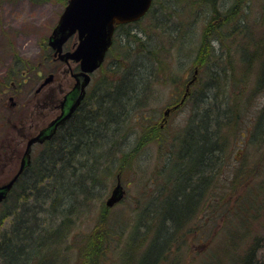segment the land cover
I'll list each match as a JSON object with an SVG mask.
<instances>
[{
  "label": "rangeland",
  "instance_id": "374dc122",
  "mask_svg": "<svg viewBox=\"0 0 264 264\" xmlns=\"http://www.w3.org/2000/svg\"><path fill=\"white\" fill-rule=\"evenodd\" d=\"M177 1H180V3L176 4L175 0H164L166 5L172 6L169 14L167 11L161 12L160 8L157 10L158 17L163 20L164 27L170 37L172 47H168L170 42L166 36L163 37L162 42L167 45V47H163L166 51H163L166 52V55L169 52L170 58L168 60L170 64L169 62L167 64L172 69L164 66V70L157 72L160 80L155 86L154 96L156 102L154 103L155 106L153 105L154 110H152L153 106H145L147 111L145 110L143 114L144 117L149 116L152 120L157 118L156 121L164 129L162 132H170V135L165 138L158 134L156 141L150 145L149 149L143 148L142 154L139 155L134 163L133 172L129 171L126 174H120L115 180L109 181L106 189H102L101 197H98V199L100 198L106 203L118 182H120L123 198L114 206L109 207V215H112L108 226L111 242L109 245L104 244L103 254L101 255L103 257L100 264H145L147 251H142L152 238L151 232L146 233V230H148L146 225L148 224L158 225L161 232L163 231V234L160 232L161 235L159 236H164L165 238V229L160 225L157 215L161 207L158 206L159 203L154 199V195L163 185L158 182L153 184L152 179L157 178V181H159L163 176L167 154L170 153V150L177 147L176 143L178 144L179 137L184 134L189 124H193V114L195 110L200 108V105L197 107L192 101L194 100L192 99V93L199 91L198 89L202 87V81L206 75L201 80L199 79L200 83L198 80V85L197 81L194 82L196 74L192 70L199 71L194 66L196 51L203 43L205 29L213 22L211 17L214 13L209 7L198 11V6L192 7L190 0ZM243 4V7H239L236 10L239 15H236L234 18L235 22L232 24L231 20L234 16L232 17L231 6L235 5V0H217L218 12L223 17L218 15V23L215 25H218L217 28L222 27V29L217 33V36L212 37L211 33L208 35L207 42L210 47L212 46L215 49L217 45L214 41L217 38L221 40V38L230 37L233 31L241 33L242 26L245 27L247 33H250L254 40L263 41L264 0H244ZM64 8L63 0H49L44 3H33L30 0H0V79H2L0 80V186L8 183L18 173L28 139L36 135L40 129L45 127L52 119L54 120L57 115L58 110L54 109L55 103L50 100H55L58 104L59 99H62L63 95L74 86L70 70L76 69V64L71 63L68 66L57 60L56 63L57 65L60 64V69H55V71L48 67L49 71L39 77L34 75L32 71H28L26 76L18 75L20 82H25L23 86H20L19 80H16L15 84L10 85L4 79L6 72L11 69L14 68L18 71L14 67L15 53L26 62L24 67L31 68L30 65H38L37 70L45 71L47 65L44 64V51L41 41L45 38L48 44V39L57 25ZM150 15L145 17L143 23L140 24L142 28H145L150 23ZM159 34L161 33L159 32ZM239 36V34L236 35L237 38ZM115 40L114 49L108 53L109 59L107 57L104 66L93 75L94 81L90 85L92 92L88 94V98L86 97L88 99V105L85 106L87 110H90V106L95 108L103 99V96L114 93L111 90L112 86L104 88L106 85L103 81L108 77L109 81L114 85L119 79L118 75H110L108 71L112 60L117 59L121 51V36L116 34ZM237 41V39L235 41L233 39L227 40L229 44L235 46L231 50L233 61L236 63L234 67L237 70L235 75H231L232 77H242V74L246 72L241 61L243 60L242 56L240 55L242 46H246L245 38L242 37L241 43H237ZM74 42L75 39L72 38L67 47ZM214 49L212 50L216 56L223 51L221 50L219 54H216V49ZM237 52L240 53L237 54ZM216 56L207 63L210 67L209 69L212 72L211 67L213 69L219 67L221 72H223V68L227 69V61L224 58L216 59ZM245 60H248L247 57ZM249 60L246 64L250 62ZM259 61L253 63V66L248 65L252 67L249 70V74L245 76L247 87L243 88L239 95L240 99L246 102L244 104L246 108H242L244 111L241 112V120H235L236 122L234 121L232 125L226 121L221 124L220 135L221 140H224V154H221V161H218L219 165L215 168V180L210 183L207 192L213 194L216 185H218V193L214 194L220 196L222 200H217L218 203L215 204L214 200L208 198V208L211 210L213 205L216 213L211 215L204 203V209L199 211L197 218L195 220L193 218L187 227L176 235L178 240L182 241L176 243L180 250L178 251L176 247L173 251L174 254L170 256L166 264H230L229 258H232L234 252L230 246V241H227V239L231 238V233L234 235L240 234L239 232L243 231V227L239 232L235 231L236 233L229 231L225 227V219L232 213L243 197L249 196L251 190L254 191L252 195L253 202L251 203L252 209L255 210L254 214H256L258 209L262 213L264 212V183H262L264 182V140L255 139V141H252L256 118L264 111V81L258 86V88L260 87L259 90L256 88L260 70ZM143 65L144 67L137 74V78L139 79L140 77L142 84L144 81L145 85H147L145 76L150 71L146 69V67L149 68V62ZM170 74L178 76L179 80L174 82ZM199 74H197L198 77ZM50 75H53V79L46 83V79ZM197 85L199 87L196 88ZM107 86L110 85L107 84ZM141 92L142 90L138 89L137 93L136 91L134 93L138 95ZM51 93L53 97L47 99ZM193 94L197 98L201 97L197 92ZM108 97L120 102V105L116 106L117 110L122 107V102L117 98L116 94ZM11 98L13 99L11 100ZM182 99H186L184 105H180ZM134 103V101L131 102L132 105ZM176 105L179 106L176 110H173ZM82 106L81 104L70 117L72 119L69 129L73 128L70 126L71 124H75L76 127L73 130L76 133L80 132V124L88 126L92 123L87 119L92 114L91 111L85 114L84 110H81ZM169 109L173 111L168 112L170 111ZM209 115L212 117V112ZM209 121L206 131L211 135L213 128L209 126L212 125L211 119ZM147 124L149 122L145 119L143 121L140 120L136 126V132L141 134L139 138L146 134ZM121 135L122 132L118 137ZM50 141L34 145L31 164H34V160L38 158L39 153L42 151V146L44 147ZM131 146V144L128 145V147ZM13 149L16 150L15 153L12 152ZM208 150L210 153L206 154V162L209 163L213 151L212 145H209ZM208 163L204 162L205 167L209 165ZM207 174L210 176L211 172L208 171ZM170 176L171 172L167 170L166 177L169 178ZM77 180L78 176L71 178L70 182ZM214 183L215 185H213ZM19 185H17L16 193L21 188ZM161 197L159 198H164L163 196ZM96 200L94 201V211L91 213L87 212L82 218L70 223L73 233L70 234L68 241L66 240L67 242L72 243L74 240H79L83 236L89 235L90 231L98 223L101 203ZM218 213L220 218L217 217ZM138 215L140 220L137 222ZM153 216L157 220L151 221L150 219ZM57 223L56 226L49 223V228H56ZM260 223H262L260 227H252L251 238L256 234L264 237V221ZM6 224L8 223L6 222ZM133 230L135 231L134 233H132ZM164 238H162L163 244L166 242ZM233 238L236 239V237ZM141 243L142 245L139 247ZM65 245H67L66 242H64ZM133 246H138L139 248L135 250ZM73 247L75 246L71 245V251L64 252V254H68L64 256H67V259L71 261L69 264H80L83 261L80 256H82L84 251ZM44 251L38 254L41 255ZM55 254L49 253L46 258L54 260ZM56 258L58 259V256Z\"/></svg>",
  "mask_w": 264,
  "mask_h": 264
},
{
  "label": "trees",
  "instance_id": "16d2710c",
  "mask_svg": "<svg viewBox=\"0 0 264 264\" xmlns=\"http://www.w3.org/2000/svg\"><path fill=\"white\" fill-rule=\"evenodd\" d=\"M30 1L33 3H44L49 0ZM63 1L66 6L68 0ZM175 3L179 4L180 1L175 0ZM242 3L243 0H235V5L231 6L232 17L234 16L231 20L232 24L235 22L234 18L236 15H239L236 10L242 6ZM190 5L192 7L197 5L198 11L208 7L214 11L211 17L213 22L205 29L203 43L196 51L194 59V66L200 73L198 80H201L206 75L202 81L203 85H201V88L198 86V81L196 82L198 84L196 88L199 87V91L196 92L201 97H195L193 93L196 92H193L192 99L194 100H190L195 102L204 98L205 94L202 89L208 88L210 77H218L220 82H225L224 92L219 94L216 90L212 98L207 96L202 100L203 103H201L200 108L194 112L193 124L187 126L184 134L179 137L178 144L176 143L177 147L170 150L169 155L167 154L165 168L171 172V176L165 179L164 176L166 175L163 173L164 176L159 181H157V178L152 179L153 184L158 182L163 185L154 195V199L159 203L158 206L161 207V210L156 212L160 225L165 229V238L163 236L161 239L164 238L166 242L159 245L161 243V241L158 242L160 239L159 235L163 234V231L161 232L158 225H146L149 230H146V233H152V238L147 247L151 249L149 245L152 244L154 246H152L151 254L149 253L148 255L147 251L148 257L145 264H151L154 258L155 264H166L170 256L174 254L173 251L177 247L176 243L182 242L178 240L176 235L184 230L193 218L194 220L197 218L199 211L204 209V203L205 207L208 208V198L214 200L215 204L222 200L220 196L214 194L218 193V185L213 191L214 195L208 193L207 190L210 183L215 180V168L219 165L218 161H221V154H224V140H221L220 135L221 124L224 123L222 120L223 115H226V110L234 113L232 114V120L227 122L231 125L234 124L235 120H241V112L246 108V105H244L246 102H243L244 100L242 101L239 95L243 88L247 87L245 84L246 74H249L253 63L258 62V60H260V70L256 88L264 81V38L263 41H260L262 43H260L254 40L249 33L250 42L245 40L246 46H242V53L239 52L244 60L241 61L246 72L242 74V77H232L231 75H235L237 70L234 67L236 63L233 61L231 50L235 46L229 44L227 40L233 39L235 41L237 39V43H241L242 37L246 38L247 31L245 27L242 26L241 33L233 31L230 37L221 38V40L217 38L214 41L217 45L215 46L216 54H219L221 50L223 51L216 56L212 50L214 48L210 47V44L208 45L207 37L210 33L212 37L217 36V33L222 29V27L217 28L218 25H215L218 23L217 16L223 17L218 12L217 0H190ZM159 8L161 12L167 11L169 14L172 6L166 5L164 0H155L149 12L151 21L145 28H142V25L140 26L145 18L135 24L117 27V34L121 36V51L117 59L112 60L108 71L110 75H118L119 79L114 85H112L108 77L103 81L106 85L104 88L112 86L111 90L114 93H110L108 96L116 94L117 98L122 99L125 97L127 89H130L128 90L129 92L136 91V93L138 89H141L142 92L136 95L137 98L142 94L146 95V91L141 88V85H128L132 80H139L137 74L146 62H149V68L146 67V69L150 70L145 76V80H147L146 87L154 96L155 86L160 80L157 72L164 70V66L172 69L167 64L170 58L169 52L166 55V50L163 48L164 46L167 47V45L162 42L164 36L170 42V37L164 27L163 20L158 17L157 10ZM122 32L123 34H121ZM237 34L240 35L238 38L236 37ZM41 46L44 51V64L47 65L45 71L37 70L38 65H30L31 68L24 67L26 62L15 53L14 67L18 71L13 68L6 72L4 79L8 84L13 85L16 80L20 82L18 75L26 76L28 71L34 72V75L39 77L49 71L48 67L54 71L55 69H60V64L57 65L56 60H54L53 51L48 47L45 38L41 41ZM113 47L111 51L114 49ZM168 47H172L171 42ZM239 53L237 52V54ZM215 56L216 59H226L227 69L223 68V72H221L219 67L215 69L211 67L212 72L210 71L207 63L212 61ZM246 57L248 60L250 59L247 64L248 60H245ZM170 76L174 82L179 80L178 76L171 74ZM24 83L20 82L19 84L23 86ZM106 83L110 86H107ZM259 89L260 87L257 90ZM91 92L92 89H89L88 94ZM108 96L107 98L111 99ZM87 98L83 102V109L81 108V110H84L85 114L91 111L92 114L87 119L92 122L90 124L94 122L98 124L95 129V131L100 133L98 139L92 138L89 141L88 137L83 138L79 132L76 133L73 130L76 127L75 124H71L72 129L67 132L59 130L50 142L45 144L44 147L42 146V151L39 153L38 158L34 160V164L32 163L24 171L9 193L8 198L0 203V264H69L71 261L67 259V256H64L68 255L64 254V252L71 251V245L75 246L73 248L84 251L82 256H80L81 260H83L80 264H100V261H102L103 246H105L104 244L109 245L111 242L108 226L112 215H109V208L106 207L105 201L98 199V197H101L102 189L108 187L109 181L115 180L120 174L134 171V163L139 155L142 154L146 144L145 141L139 140L134 148L128 151L119 141L117 132H119L120 126L117 123H128L130 120L134 126H137L140 120L147 119V121L152 122V118L143 116L144 111H147L143 102L139 104L135 102L132 105V100H125L119 110L116 109L117 105H115L110 108V113L104 112V114L100 112V109L104 105L102 100L106 96H103V99L95 108L90 106V110L85 108L88 105ZM209 99L211 100L209 101ZM204 102L207 103L204 104ZM129 104L133 106V110L130 113L128 111ZM209 105L211 107H208ZM215 108L217 109L216 112L214 111ZM242 108L244 109L242 110ZM120 110L123 111L117 113ZM211 112L212 117L209 115ZM198 114L199 117L196 122L195 118ZM228 115H230V112ZM91 116L94 117V120L90 119ZM209 119H211L212 123L209 126L213 128L211 135L206 131L208 122H210ZM256 120L261 126L264 124V111L261 112V115ZM107 144H111L115 150H121V152L116 153L114 156L104 154ZM209 145L213 147V154L211 153L208 163L206 162V154L210 153L208 152ZM173 160H175L176 164H171ZM204 162L209 165L205 167ZM208 171L211 172L210 176L207 174ZM76 176H78V180L70 182V179ZM187 178L192 181L193 186L191 185L190 188L188 187L190 184L187 183ZM18 184H20L21 188L16 193ZM98 189L99 191H97ZM253 192L251 190L248 197H243L224 221V223L226 222L225 227L232 232H239L243 227V231L239 232L240 234L234 235L231 233V238L227 239V241H230V246L234 252L232 258H229L230 264H264V237L256 234L251 238L252 227H260L262 225L260 222L264 221V212L262 213L258 209L256 214H254L255 210L252 209ZM161 196L164 198L161 199ZM95 200L101 203L98 223L90 231L89 235H85L79 240H74L72 243L67 242L70 234L73 233L70 223L82 218L87 212L91 213L94 211ZM176 202H179L177 207L173 206ZM208 212L211 215L216 213L213 205L211 210L208 208ZM155 216L152 217L153 220H150H157ZM217 217L220 218L219 213ZM139 218L138 215L137 222L140 220ZM49 223L54 226H56V223L58 225L56 228L50 229ZM134 232L133 230L132 233ZM233 237H236V239ZM64 242L67 245L64 246ZM133 249L136 250V247L133 246ZM177 249L179 251L180 247H177ZM41 251L44 252L39 255L38 253ZM49 253H56L54 260L46 258ZM61 255L63 258L60 257ZM56 256H58V259Z\"/></svg>",
  "mask_w": 264,
  "mask_h": 264
},
{
  "label": "water",
  "instance_id": "95a60500",
  "mask_svg": "<svg viewBox=\"0 0 264 264\" xmlns=\"http://www.w3.org/2000/svg\"><path fill=\"white\" fill-rule=\"evenodd\" d=\"M152 4L153 0L68 1L48 39V44L54 50L55 57L65 63L70 61L79 63L80 70L72 73L75 84L62 101L61 115L48 128L29 140L18 173L8 183L0 186V202L7 198L19 176L31 163L33 144L51 139L56 128L69 119L81 105L91 75L103 65L106 54L113 44L116 27L139 21L149 12ZM74 35H77V42L73 50L64 52L65 44ZM52 79L53 75H50L46 83ZM122 198L123 190L118 182L106 205L112 207Z\"/></svg>",
  "mask_w": 264,
  "mask_h": 264
},
{
  "label": "bare ground",
  "instance_id": "6f19581e",
  "mask_svg": "<svg viewBox=\"0 0 264 264\" xmlns=\"http://www.w3.org/2000/svg\"><path fill=\"white\" fill-rule=\"evenodd\" d=\"M243 3H244V0H243ZM243 3H242V6L240 5L241 7H243V5H244ZM245 36H246L245 40L247 42H250L249 33H247ZM192 71H193V73L196 74L195 80H194V82H196V81H198L197 74L199 73V71L197 72L195 69H193ZM219 80H220V78H218V77H215V78H211L210 77V79H209L210 83L208 85V88L206 87L205 90L202 89V91H204V94H205L204 95V98H202L201 100L195 101L194 102L195 106H197V107L199 105L201 106V103H203L202 100H204L207 96H211V98H212L213 97V94H214V92L216 90H217V92L219 94H222L224 92L225 82H222V81L220 82ZM93 81H94V79L91 77L90 83L87 86V90L90 89V85L92 84ZM128 85H141V87L146 91V95L143 94V95H140L139 98H137L134 92L133 93H132V91L129 92L128 90H130V89H127L126 94H125V97L122 98V99H120V101L122 102V106H123L125 100H127V101L128 100L129 101L132 100L134 102H137V104H139L140 102H143V105H146L148 107H150V106L152 107L154 105V103L156 102L155 96L152 97L153 95L149 92V89L146 87L144 81H143V84H142V81H140V78H139V80H137V81L132 80ZM122 90H124V89H122ZM210 100L211 99H209V101ZM102 103H104V105L100 109V112L101 113H104V112L105 113H110V108L114 107L115 105H117V106L120 105V102H116L115 99H109V98H107V96H106V98H104L102 100ZM185 103H186V99H183V100L180 101V105L181 104L184 105ZM206 103L207 102H204V104H206ZM154 106L152 107V110H154ZM208 107H211V105H209ZM132 110H133V106L131 104H129V108H128L129 113ZM216 110L217 109L215 108L214 111L216 112ZM122 111L123 110L117 111V113H120ZM229 112H230V115H228ZM225 114L226 115H223V119H222L223 122H225V121L226 122H229L230 120H232V114H234V113H231V111H229V110L227 111L226 110V113ZM193 115H195V114H193ZM198 117H199V114L195 118V121L197 120ZM90 119H93L94 120V117L91 116ZM156 120H157V118L153 119L152 122L151 121L150 122L148 121L149 124H147V126H146L147 132H146V134L144 136H142L140 138H139V136L141 134L136 132L137 131V127L134 126L133 123L130 120H129L128 123L127 122H119V123H117L118 126H120L119 127V130H118L119 132H117L118 135L122 132V135L119 137V141L121 142L122 146L123 147H126V149L128 151H131L134 148V146L137 144V142L139 140H143V141L146 142L145 148L146 149H149L150 145L153 144L156 141L155 139L158 137V134H161L165 138H168V136L170 135V132H167V133L162 132V131H164V129L162 128V125L158 121H156ZM97 125L98 124L96 122H94L93 124L88 125V126H86L84 124H80V126H79L80 127V132L79 133L81 134V136L83 138H87L88 137L89 138V141H91L92 138L96 140V139H98L99 134H100L99 132L95 131ZM256 125L257 126H256V129L254 130V137L252 138V141H255V139H257V140L258 139H263L264 140V135L262 137V134L264 132V127H263L264 125L261 126L260 123L258 122V120H256ZM259 129H261V130H259ZM255 133L257 134L256 136H255ZM129 144H131L132 146L131 147H128ZM146 149H145V151H146ZM120 152H121V150H115L112 147L111 144H107L106 145V148H105L104 154L114 156L116 153L118 154ZM173 163L176 164L175 160H173L171 164H173ZM163 173L165 175L167 174L166 168L163 169ZM164 174H163V176H164ZM164 178L167 179L166 176H164ZM191 182L192 181L189 180V178H187V183L190 184V185H188L189 188L192 185ZM178 203L179 202L174 203L173 206H176L177 207L178 206ZM161 237L162 236H160V239L158 241V242L161 241V243L159 245H162L163 244V240L161 239ZM136 244H137V242H136ZM141 245H142V243L140 244V246ZM149 246L152 249L153 248L152 246H154V245L150 244ZM138 248L139 247L137 246L136 247V250ZM151 249L149 247H146V248L143 249V251L144 250L148 251V255H149V253L151 254ZM139 251H141V250H139ZM148 255H147V257H148ZM146 261H147V259H146ZM151 264H155V258H154V260H152Z\"/></svg>",
  "mask_w": 264,
  "mask_h": 264
},
{
  "label": "flooded vegetation",
  "instance_id": "af4514ba",
  "mask_svg": "<svg viewBox=\"0 0 264 264\" xmlns=\"http://www.w3.org/2000/svg\"><path fill=\"white\" fill-rule=\"evenodd\" d=\"M66 93H67V92H66ZM66 93H65V94H66ZM65 94L63 95V98H64ZM52 97H53V94L51 93V94L47 97V99H50V98H52ZM63 98H62V99H59L58 104L55 102V100H50L52 103H55V105H54V109H57V110H58V113H57V115L55 116L54 120H56V119L61 115V113H62V107H61V106H62ZM56 104H57V105H56ZM55 106H56V107H55ZM71 119H72V118L66 119L62 124H60V125L56 128L55 133H56V131H58V130H61V131H63V132H67L68 129H69V124L71 123ZM54 120L52 119L51 121L53 122ZM51 121H50L45 127H43L42 129H40V131H39L36 135H38L39 133H41L45 128H48V127L50 126V124L52 123ZM36 135H34V136H36ZM34 136L30 137V138L28 139V141H29L31 138H33ZM42 144H43V143H42ZM35 145H36V144H35ZM38 145H39V144H38ZM33 147H34V146H33ZM12 152L15 153L16 150L13 149Z\"/></svg>",
  "mask_w": 264,
  "mask_h": 264
}]
</instances>
